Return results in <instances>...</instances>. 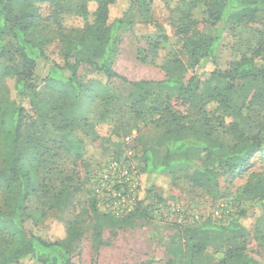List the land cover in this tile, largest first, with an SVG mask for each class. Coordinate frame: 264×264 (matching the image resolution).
<instances>
[{"label":"trees","instance_id":"trees-1","mask_svg":"<svg viewBox=\"0 0 264 264\" xmlns=\"http://www.w3.org/2000/svg\"><path fill=\"white\" fill-rule=\"evenodd\" d=\"M95 1L93 20L82 28L67 29L59 15L72 10L68 0H0V72L4 67L1 77L9 94L0 98V264H75L72 254L83 234L78 221H71L68 236L57 240L29 232L26 222H44L51 210L64 208L77 191L76 187L65 188L67 181L73 180L66 173H77V160L69 168L62 158V188L51 187L49 173L58 169L56 161L48 159L53 150L49 146L51 139L46 136L51 125L59 133L56 142L62 157L73 154L76 159L81 158L84 142L75 135L79 118L73 108L74 100L86 95L91 85L79 77L83 65L108 80L119 79L129 85L134 105L143 103L156 91L164 92L162 102L156 93L154 105L163 128L161 138L141 150V173L148 178L146 187L129 213L117 217L96 212L97 252L107 244L103 239L105 226H133L140 219H148L151 210L170 198L156 183L160 177H173L167 172L188 166L187 180L203 187L215 180L219 171H244L254 155L264 153V41L260 40L249 52L236 55L228 69L200 71L215 61L225 32L253 22L264 12V0L180 3L172 24L182 41V56L176 53L166 62V77L159 81L130 80L114 69L121 33L134 22L131 13L136 12L145 23L158 25L151 2L130 0L131 9L111 21L110 6L115 0ZM200 4L206 6V21L214 28L212 35L200 32L198 21L193 19L192 10ZM44 5L53 8L48 18L57 22L58 36L54 39L37 31L44 19ZM75 14L88 16V3L77 6ZM67 32L75 34L73 40L67 38ZM160 42H155V46ZM56 45L58 53L54 51ZM189 68L193 73L186 79ZM43 89L57 97L41 98ZM173 99L187 106L185 110L176 108ZM207 105L217 111L211 118ZM213 119L221 133L215 131ZM219 134L226 135L230 143ZM254 190L261 194L264 183L257 182ZM35 198L39 204L31 208L28 202ZM243 218L241 210L228 223L207 218L196 225H185L179 242L171 248L173 257L169 263L197 264L208 246L225 244L224 256L216 264H264L263 258L252 255L245 246L248 229Z\"/></svg>","mask_w":264,"mask_h":264},{"label":"rangeland","instance_id":"rangeland-1","mask_svg":"<svg viewBox=\"0 0 264 264\" xmlns=\"http://www.w3.org/2000/svg\"><path fill=\"white\" fill-rule=\"evenodd\" d=\"M151 2V12L158 25L145 23L136 12L131 13L133 24L121 33L118 54L114 69L130 80H163L166 77V62L176 53L182 41L175 34L173 19L176 8L184 0H148ZM88 3L89 14L82 16L75 14L77 6ZM72 7L69 14L62 13L63 25L67 29L82 28L94 18L97 8L95 0H68ZM132 7L130 0H115L110 6V20L126 14ZM53 8L44 5L41 13L44 18L37 29L48 39L57 35V22L48 18ZM64 16V17H63ZM193 19L198 21L200 32L213 34V26L206 21V6L200 4L192 10ZM48 18V19H47ZM162 35L167 37L162 39ZM264 12L259 14L253 22H246L227 31L214 62L207 63L200 71L212 70L215 67L228 69L236 55L249 52L257 47L260 40L264 41ZM74 33L67 32V38L73 40ZM161 41L159 46L155 42ZM58 53V46H54ZM55 55V54H54ZM54 57L58 58L57 55ZM187 63V58L182 57ZM5 65V61H4ZM0 72V98L8 97V88ZM188 69L186 79L193 73ZM79 77L90 85L88 93L74 100L73 114L79 118L75 125V135L84 142L83 154L76 159L73 154L62 157V149L58 148L59 133L50 125L46 136L52 155L49 160L56 161L58 172L49 173L51 187L62 188V158L69 168L77 160V173H66L73 180L67 181L65 188L77 191L70 202L62 209H53L48 213L44 222L37 225L32 219L26 222L29 232L41 235L48 240L65 239L71 221H78L83 234L76 241L72 257L75 264H170L171 248L179 242L181 230L185 225H196L211 218L213 221L228 223L233 217L244 212L243 224L248 233L245 246L249 253L260 256L264 260V191L260 194L254 190L257 182L264 183V153L259 152L250 160V166L244 171L225 172L203 187L194 186L185 177L188 166H180L173 170V177L157 179L158 187L166 191L170 198L151 210L148 219H140L130 227L112 228L107 225L103 229V239L107 243L97 252L94 239L95 214H116L118 216L129 213L136 204L140 191H144L147 176L141 173V150L145 144H156L162 135L159 113L154 110L156 93L163 101L164 92L156 91L149 99L134 105L130 97V86L119 79L108 80L97 74L87 65L79 70ZM102 84H99L97 82ZM106 86V90L103 87ZM92 94L97 97L93 98ZM106 96V100L102 97ZM43 99L53 100L57 94L48 89L40 92ZM109 97V98H108ZM158 102L157 105H160ZM173 105L185 110L175 99ZM207 113L211 118L213 105H207ZM211 109V110H210ZM219 113V112H218ZM217 113V114H218ZM215 131L218 132V122L213 119ZM227 143H230L228 137ZM127 137L132 140L127 141ZM132 152V153H131ZM111 159H116L121 167L129 168L126 180L125 173H105L104 170ZM218 174V168H215ZM125 183V184H123ZM162 189L160 188L159 191ZM1 191V186H0ZM125 192V194H124ZM127 201L122 202V196ZM134 198V199H133ZM39 202L32 199L28 202L31 208L37 207ZM225 244L210 245L199 257L197 264H216L223 258ZM24 264H32L26 261ZM180 264V263H176Z\"/></svg>","mask_w":264,"mask_h":264},{"label":"built area","instance_id":"built-area-1","mask_svg":"<svg viewBox=\"0 0 264 264\" xmlns=\"http://www.w3.org/2000/svg\"><path fill=\"white\" fill-rule=\"evenodd\" d=\"M130 140H132L131 137H127V141H130ZM118 171H120V173H125L126 180L130 181L129 177H127V173H130L129 168L121 167V165L119 164V162L116 159H111L109 161V163L107 164L106 169L104 170L105 173H117ZM123 184H125V183H123ZM124 194H125V192H124ZM121 196L123 197L122 202L125 203L127 201V197L123 196L122 194H121ZM133 207H132V209H133ZM132 209H130V210H132Z\"/></svg>","mask_w":264,"mask_h":264}]
</instances>
